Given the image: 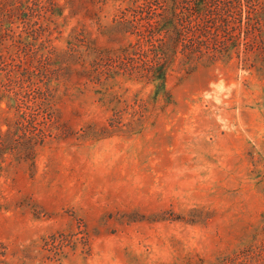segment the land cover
I'll return each instance as SVG.
<instances>
[{"label":"rangeland","instance_id":"obj_1","mask_svg":"<svg viewBox=\"0 0 264 264\" xmlns=\"http://www.w3.org/2000/svg\"><path fill=\"white\" fill-rule=\"evenodd\" d=\"M0 264H264V0H0Z\"/></svg>","mask_w":264,"mask_h":264},{"label":"trees","instance_id":"obj_2","mask_svg":"<svg viewBox=\"0 0 264 264\" xmlns=\"http://www.w3.org/2000/svg\"><path fill=\"white\" fill-rule=\"evenodd\" d=\"M196 8H197V9H196ZM203 8H204V3L198 4V7H194L195 12H197V13H199L200 10H202ZM175 12L178 13V16H180L182 11H177V9H175ZM179 12H180V13H179ZM183 13H184V12H183ZM180 36H181V33H180L179 37H180ZM147 71H148V76H149V77H153V76H154V78H155V79H158V80H159V79L163 80V79L165 78L163 64H161V65H156V64L154 63V64H152L151 66L149 65ZM158 72H160V73H158ZM159 74H161V75H159ZM51 106H52V105H49V107H51Z\"/></svg>","mask_w":264,"mask_h":264}]
</instances>
